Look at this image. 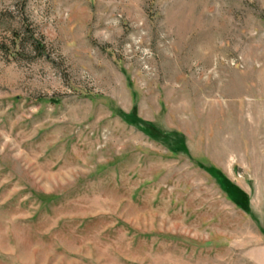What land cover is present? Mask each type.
<instances>
[{
	"label": "rangeland",
	"instance_id": "obj_1",
	"mask_svg": "<svg viewBox=\"0 0 264 264\" xmlns=\"http://www.w3.org/2000/svg\"><path fill=\"white\" fill-rule=\"evenodd\" d=\"M0 264H264V0H0Z\"/></svg>",
	"mask_w": 264,
	"mask_h": 264
}]
</instances>
